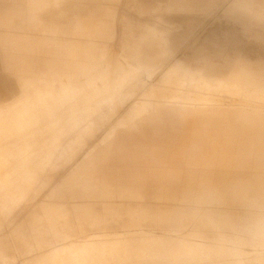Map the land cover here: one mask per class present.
I'll return each instance as SVG.
<instances>
[{
	"label": "crops",
	"instance_id": "crops-1",
	"mask_svg": "<svg viewBox=\"0 0 264 264\" xmlns=\"http://www.w3.org/2000/svg\"><path fill=\"white\" fill-rule=\"evenodd\" d=\"M0 1V62L3 70L16 80L15 97H26L24 86L34 82L63 87L55 92L58 100L69 93L65 87L85 86L83 82L102 83L80 77V69L96 70L97 63L102 62L105 53L99 40L113 35L108 19L114 17V10L102 9L101 19L93 12L80 17L71 13L70 22L61 25L58 19L65 13L61 10L63 5L70 4L73 10L84 0ZM165 3L166 10L185 13L227 6L225 15L239 22L243 30L252 27L264 31V0H166ZM138 10L140 14L150 11L144 7ZM125 27V35L131 37L132 25L126 23ZM174 44L181 45L170 38L169 30L158 31L148 26L135 41L123 42V61L137 72L155 75L165 56L174 53L169 49ZM154 47L159 50H152ZM233 55L231 58L227 51H218L205 57L198 68L183 62L169 68L183 70L203 82L201 85L223 83L235 88V93L226 96L232 104L190 108L180 99L188 95L175 93L170 97L176 99L174 104L148 110L127 123L118 122L117 128H112L98 143L87 140L92 121L81 116L73 120L74 126L81 130L79 133L71 134L70 125L68 129L55 127L57 132L53 136H45L43 128L39 129L38 135L46 138H40L38 149L25 147L17 138L1 143V138L0 169H8L0 170V210L8 213L25 201L29 192V186L14 181L23 177L16 176L17 170L13 168H59L60 163L66 165L74 160L75 144L80 142L91 144L89 152L96 153L93 161L81 163L87 151L76 164L91 167L83 181L68 183L65 179L61 185L59 190L68 195L55 196L51 192L47 196L61 202L54 200L47 207L41 206L47 227L40 224V218L32 219L33 244L29 245L23 232H16L11 249L31 256L65 241L121 235L134 225L143 228L141 222L145 217L156 214L152 219L159 224L143 230L175 237L199 235L206 244L218 245L221 236L209 230L214 224L225 228L222 236L233 244L250 247L248 252H263L264 257V60L253 61L245 57L248 54L244 50H235ZM6 90H1L2 94H7ZM38 90L35 96L40 100L46 101L45 95L52 98L54 94ZM27 151H31L28 156ZM87 169L78 168L70 180H76ZM55 172H31L24 181L41 179L31 186L32 194H38L50 185ZM169 203H175L177 209H171ZM67 205L75 213L73 219ZM97 205L107 217L91 211ZM78 209L89 211L83 214ZM85 214L90 215L82 217ZM136 215L141 218L136 219ZM85 225L102 232L86 235ZM18 243L29 246L23 251ZM9 244L7 237L0 239L3 258L8 259Z\"/></svg>",
	"mask_w": 264,
	"mask_h": 264
},
{
	"label": "rangeland",
	"instance_id": "rangeland-1",
	"mask_svg": "<svg viewBox=\"0 0 264 264\" xmlns=\"http://www.w3.org/2000/svg\"><path fill=\"white\" fill-rule=\"evenodd\" d=\"M165 2L166 0H119L115 3H107L103 0H84L73 10L70 4L63 5L61 10L65 13L58 19L61 25L70 22L71 13L80 17L93 12L97 19H101L102 9L108 7L115 11L114 17L108 19L112 23L113 35L109 39L99 40L105 53L102 62L97 63L96 70L80 69V77L94 82L100 80L102 83L95 82L88 85L83 82L85 86L65 87L64 90H70L69 93L64 99L58 100L55 92L63 87H51L42 81L34 82L31 86L27 84L25 87L26 97H21L24 100V106L23 104L14 106L19 99L15 97L17 95L16 80L3 70L0 62V139H3L1 143L7 144L17 138L19 139L17 142L24 143L25 147L38 149L40 138L55 135L57 132L55 127L68 129L70 125L73 126L69 128L71 134L79 133L81 130L73 124V120L79 116L92 121L89 132L91 136L87 140L98 143L112 128H117L118 122L127 123L134 120L132 117H139L148 110L161 105L174 104L173 100L176 99L170 97L175 93L188 95L187 98L180 99L190 108L232 104V100L226 96L235 93V88L227 87L223 83L214 86L201 85L203 82L183 70H169V68L178 62L198 68L203 65L202 60L205 57L218 51H227L233 58L235 50H244L248 54L245 57L253 61L264 60V31H257L252 27L248 28L249 30H243L239 22L225 15L224 10L227 6H221L219 9L212 8L209 11L185 13L166 10ZM139 7L150 11L140 14ZM126 23L132 25L131 37L125 35ZM148 26L155 27L158 31L169 30L170 38L181 43L179 46L174 44L169 47L174 53L165 56L162 68L155 75L145 74L142 70L137 72L126 66L123 61V42L135 41ZM152 50L158 51L159 48L154 47ZM0 59H2L1 53ZM84 78H81V81ZM4 88L7 89V94H2L1 90ZM37 89L44 94L48 91L54 94L52 98L45 95L46 101L40 100L38 96H35ZM20 93L21 90L19 96H21ZM202 95H206L207 98ZM136 101L139 102L136 103ZM126 111H128L127 114ZM41 128L45 136L38 135L37 132ZM14 131L17 134L13 135ZM85 145V142L75 144L74 160L66 165L60 163L59 168H13L17 170L16 176L23 177V179L16 177L14 181L28 185L29 192L27 199L9 213L3 209L0 210V239L5 236L10 242L6 253L8 259L0 255V264H264L263 252L255 250L248 252L250 247L233 244L231 240L222 236L225 228L214 227V224L209 230L221 236L218 245L211 242L206 244L199 235L175 237L165 232L145 231L159 224L152 219L156 217V214L144 216L145 220L141 222L143 228L134 225L121 235L88 236L74 241H65L60 246L48 247L40 253L35 251L31 256L13 251L11 247L16 232H23L29 245L33 244L30 230L34 217L42 220L40 224L43 227L48 226L43 221L41 206L47 207L54 200L57 203L61 201L47 196H50L51 192L55 196L68 195L63 190H59L65 179L68 183L83 181L85 173L91 167L76 166V164L87 151L81 163L93 161L96 156L95 152L90 153L88 150L91 144ZM30 153L31 151H27L25 154ZM83 167L88 168L86 172L84 171L76 180H70V177L77 173V169ZM36 171L56 172L48 187L43 188L38 194H32L31 186L39 184L40 180L24 181V177ZM74 194H80V192ZM97 194L102 193L97 192ZM175 205V203H169L168 206L171 209H177ZM67 206L69 215L73 219L75 213L69 205ZM77 211L84 214L89 210L78 209ZM91 211L98 216L105 215L99 205ZM88 215L90 214L82 217ZM123 218L125 221L128 220L125 215ZM135 218L138 219L141 216L136 215ZM84 228L86 235L102 232L98 229H90L88 225ZM47 237L49 238L50 235L48 234ZM17 245L23 251L29 246L22 243Z\"/></svg>",
	"mask_w": 264,
	"mask_h": 264
},
{
	"label": "bare ground",
	"instance_id": "bare-ground-1",
	"mask_svg": "<svg viewBox=\"0 0 264 264\" xmlns=\"http://www.w3.org/2000/svg\"><path fill=\"white\" fill-rule=\"evenodd\" d=\"M170 35V34H169ZM28 86V85H27ZM24 87H26V86H24ZM25 89V88H24ZM38 90V89H37ZM21 92H22V90H21ZM36 93V92H35ZM38 93H39V90H38ZM38 93L36 94V95H38ZM49 92H47V94H48ZM40 95V94H39ZM49 95H50V93H49ZM39 97V96H38ZM22 98H24V97H22ZM22 98H19L17 101H16V103L14 104V106H17V105H19V104H23V106H24V103H23V99ZM37 98V97H36ZM29 100V99H28ZM100 102V101H99ZM7 111V110H6ZM172 117V116H171ZM34 124V123H33ZM165 127V126H164ZM177 128V127H176ZM184 130H186V129H184ZM60 139V138H59ZM54 150V149H53ZM63 154V153H62ZM28 156V155H27ZM74 157V156H73ZM21 158V157H20ZM25 158V157H24ZM28 158V157H27ZM66 158V157H65ZM64 158V159H65ZM1 159V158H0ZM46 161V160H45ZM20 162V161H19ZM22 163V162H21ZM18 164V163H17ZM20 166V165H19ZM26 167V166H25ZM24 169V168H23ZM0 170H2V169H0ZM1 175V174H0ZM32 177V176H31ZM37 178H40V177H37ZM41 180V179H40ZM48 183V182H47ZM28 186V185H27ZM5 199V198H4Z\"/></svg>",
	"mask_w": 264,
	"mask_h": 264
}]
</instances>
